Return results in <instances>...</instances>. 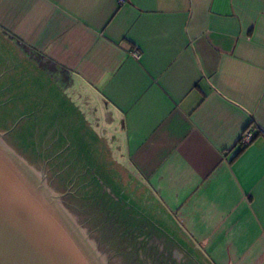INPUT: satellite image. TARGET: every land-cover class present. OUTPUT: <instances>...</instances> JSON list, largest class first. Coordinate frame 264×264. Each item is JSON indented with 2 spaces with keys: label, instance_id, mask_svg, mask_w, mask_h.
<instances>
[{
  "label": "crops",
  "instance_id": "crops-1",
  "mask_svg": "<svg viewBox=\"0 0 264 264\" xmlns=\"http://www.w3.org/2000/svg\"><path fill=\"white\" fill-rule=\"evenodd\" d=\"M0 38L210 264H264V0H0Z\"/></svg>",
  "mask_w": 264,
  "mask_h": 264
},
{
  "label": "water",
  "instance_id": "water-1",
  "mask_svg": "<svg viewBox=\"0 0 264 264\" xmlns=\"http://www.w3.org/2000/svg\"><path fill=\"white\" fill-rule=\"evenodd\" d=\"M0 38V264H210L44 73Z\"/></svg>",
  "mask_w": 264,
  "mask_h": 264
},
{
  "label": "rangeland",
  "instance_id": "rangeland-1",
  "mask_svg": "<svg viewBox=\"0 0 264 264\" xmlns=\"http://www.w3.org/2000/svg\"><path fill=\"white\" fill-rule=\"evenodd\" d=\"M66 94L70 95L72 97L74 102L77 103V105L80 107L81 110L84 109L86 113L90 114L89 117H91L90 119L92 121H91V123H89V125H92L94 127V130L96 132L98 131L100 133L101 124H95L96 119H94V115H96V114H92L94 112V108L93 109L90 107L86 108L85 105L82 103L80 97L79 96L77 97V94L75 92H74V94H72L71 91L67 89ZM99 138H101V137H99ZM105 144H107V147H109L108 150L110 151V157H111L110 160H113L116 162L119 159V157H118V152L115 149V144L112 143L111 140H108V142H106V140H105ZM116 163H118V162H116ZM118 165L120 166L119 163H118Z\"/></svg>",
  "mask_w": 264,
  "mask_h": 264
},
{
  "label": "built area",
  "instance_id": "built-area-1",
  "mask_svg": "<svg viewBox=\"0 0 264 264\" xmlns=\"http://www.w3.org/2000/svg\"><path fill=\"white\" fill-rule=\"evenodd\" d=\"M138 54L139 53H138L137 50L132 51V55L134 57H138ZM253 134H254V129H252V127H250V126L246 127L242 131V133H241V135L239 137V143L242 144V145H245V144L249 143L251 141V139H252Z\"/></svg>",
  "mask_w": 264,
  "mask_h": 264
},
{
  "label": "flooded vegetation",
  "instance_id": "flooded-vegetation-1",
  "mask_svg": "<svg viewBox=\"0 0 264 264\" xmlns=\"http://www.w3.org/2000/svg\"><path fill=\"white\" fill-rule=\"evenodd\" d=\"M95 124H98L97 122H95Z\"/></svg>",
  "mask_w": 264,
  "mask_h": 264
},
{
  "label": "trees",
  "instance_id": "trees-1",
  "mask_svg": "<svg viewBox=\"0 0 264 264\" xmlns=\"http://www.w3.org/2000/svg\"><path fill=\"white\" fill-rule=\"evenodd\" d=\"M241 146H244V145H242V144H240Z\"/></svg>",
  "mask_w": 264,
  "mask_h": 264
}]
</instances>
